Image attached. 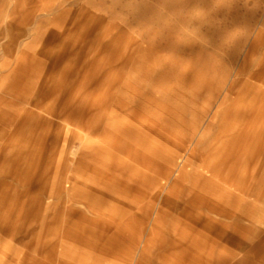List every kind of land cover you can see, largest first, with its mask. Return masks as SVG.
<instances>
[{"label":"rangeland","instance_id":"obj_1","mask_svg":"<svg viewBox=\"0 0 264 264\" xmlns=\"http://www.w3.org/2000/svg\"><path fill=\"white\" fill-rule=\"evenodd\" d=\"M58 41L2 103L67 128L0 125V264H264V0H0L3 75Z\"/></svg>","mask_w":264,"mask_h":264},{"label":"bare ground","instance_id":"obj_2","mask_svg":"<svg viewBox=\"0 0 264 264\" xmlns=\"http://www.w3.org/2000/svg\"><path fill=\"white\" fill-rule=\"evenodd\" d=\"M42 6V5H41ZM40 12L41 14H47V9L46 8H40ZM15 19H14V16L11 15L9 17V20H8V24L12 25L14 23ZM33 26V25H32ZM58 36V35H57ZM46 37V36H45ZM58 39V38H57ZM20 43V42H19ZM56 52L55 53H50V51H48V53H44L42 54V58H38L36 57L35 55H30L29 52H21V54L18 55V59H16V64L13 66L11 72H8V75L9 76H5L3 75V73L1 72V69L5 68V67H8L11 63L9 60H6L4 61L3 63L0 64V94H1V98L0 99V125H9L12 123V121L16 119V125H21V124H24V123H28V122H36L35 124L36 125H39V128H38V134L41 135V137L38 139L36 138H33V142L34 140H37L39 141V145L36 146H33L31 147V150L34 151L36 149H40L43 145L42 143V140L46 139V135L50 133V130L51 128H53V124L55 126L58 127V129L61 131V130H65L67 128V123L62 119L61 115H60V107H61V101H60V98H61V95H56L53 94V91L51 89V83H48L47 85L45 84L44 87L45 89H40L41 91V94L39 96H37V100L35 101V103H43L46 99L48 98H52V103L50 105H47V106H44L41 104L42 107H44L43 109H40L39 107L37 108V110H39L38 113H36L35 109L34 108L32 110V113H29V114H23L22 116L20 117H16L15 115V110L13 111V108H15L14 106L12 105H7V106H3L2 103H4L5 99L4 98H8L10 96V98H12L15 93L21 89H24L25 88V85L28 84V82H31L34 78L35 75H37V73L39 72V70L41 69H45L46 66L48 65H51L52 63H54L57 59V55H58V51H60L63 47V43H61L60 41L56 42ZM45 47V46H44ZM37 49V48H36ZM40 49V48H39ZM22 51V50H21ZM47 52V51H46ZM50 53V54H49ZM147 69H150L149 67H147ZM141 79L142 80H146L148 77H149V72L148 71H145L143 73H141ZM42 77V76H41ZM34 81V80H33ZM6 83H9L11 85L5 87L7 84ZM4 86V87H3ZM4 89H3V88ZM122 89V88H120ZM4 100V101H3ZM111 101V100H110ZM115 103V102H114ZM113 103V104H114ZM28 106L30 108H33L32 105L28 104ZM110 106V105H109ZM4 107V108H2ZM35 107V106H34ZM119 108V107H118ZM12 109V110H11ZM21 109V108H20ZM20 109H16V111L18 110V112L20 111ZM113 110V109H112ZM115 110V109H114ZM176 110V109H175ZM178 112V111H177ZM113 113V112H112ZM108 117V116H107ZM176 120V119H175ZM25 127V126H24ZM34 129V128H33ZM2 133V131H0V134ZM108 133V132H107ZM34 135V134H32ZM107 135V134H106ZM117 136V135H116ZM116 138V137H114ZM118 138V136H117ZM84 139H87V137H85ZM119 140V139H118ZM151 140V139H150ZM45 141V140H44ZM154 142V141H153ZM121 143V142H120ZM162 144V143H161ZM111 145V144H110ZM113 145V144H112ZM25 146L24 143L22 144V147ZM154 147V146H153ZM152 147V148H153ZM110 148V147H109ZM117 149V147H115ZM114 148V149H115ZM151 148V147H150ZM149 148V150H150ZM155 148V147H154ZM153 148V150H154ZM161 148V147H160ZM157 149V148H155ZM162 149V148H161ZM151 150V151H153ZM159 150V149H158ZM116 151V150H114ZM151 151H148V152H151ZM157 151V150H156ZM1 152V150H0ZM159 152V151H158ZM152 154V152H151ZM154 154V152H153ZM158 153L155 154V156L157 155ZM2 154L0 153V156ZM83 156V155H82ZM154 156V155H153ZM85 158V157H84ZM86 159V158H85ZM87 161V160H86ZM84 162V161H83ZM89 164V163H88ZM95 165V164H94ZM79 166V165H78ZM89 166V165H88ZM96 166V165H95ZM94 167V166H93ZM84 168V167H83ZM86 168H87V165H86ZM99 168V167H98ZM112 168V167H111ZM115 168V167H114ZM117 169V167H116ZM115 169V170H116ZM120 169V168H118ZM91 170V169H90ZM96 170V168H95ZM104 170V169H103ZM114 170V171H115ZM87 171V170H86ZM93 171V170H92ZM97 171H99L97 169ZM113 171V172H114ZM118 171V170H117ZM95 172V171H93ZM102 172V171H101ZM112 171H110L111 173ZM94 174V173H93ZM96 174H98L96 172ZM107 174V173H106ZM130 174V173H129ZM109 175V174H108ZM106 175V176H108ZM132 175V174H131ZM110 176V175H109ZM127 176H128V173H127ZM56 177V176H55ZM102 177V176H101ZM134 177V176H133ZM111 178H114V179H117V177H112ZM123 178V177H121ZM131 178V177H130ZM129 178V179H130ZM55 179V178H54ZM128 179V180H129ZM136 179V178H135ZM107 180V179H106ZM110 180V179H108ZM122 180V179H121ZM132 180V179H131ZM115 181V180H113ZM112 181V182H113ZM117 182V180H116ZM128 182V181H127ZM102 183V182H101ZM114 183V182H113ZM120 182L118 181L117 184H119ZM116 184V183H115ZM127 184H131V183H127ZM126 184V186L128 187V185ZM105 185V184H104ZM125 186V184H123ZM120 186V185H119ZM123 186V187H124ZM136 186H137V183H136ZM139 186V185H138ZM111 187V186H109ZM133 187V185H132ZM125 188V187H124ZM131 188V187H130ZM139 188V187H138ZM112 189V187H111ZM127 189V188H126ZM142 190V189H141ZM53 192V190H51ZM117 191V189H116ZM133 191V190H131ZM136 191V190H135ZM134 191V192H135ZM138 191V190H137ZM51 192V193H52ZM141 193V191H139ZM118 193V192H117ZM139 194V193H138ZM148 194V193H147ZM58 195V194H57ZM141 195V194H140ZM69 197V196H68ZM115 198V197H114ZM171 198V197H170ZM192 202V201H191ZM69 209V208H68ZM71 209V208H70ZM69 211V210H68ZM67 211V212H68ZM75 211V210H73ZM66 212V213H67ZM78 212V211H77ZM104 213V212H103ZM77 214V213H76ZM81 214V213H80ZM101 214V213H100ZM104 215V214H103ZM109 217V216H108ZM107 217V218H108ZM111 219V218H110ZM207 219V218H206ZM219 219V218H218ZM95 220V219H94ZM112 220V219H111ZM99 221V220H98ZM108 221V220H107ZM100 222V221H99ZM103 224V223H102ZM101 224V225H102ZM104 225V224H103ZM107 225V224H106ZM214 225H217V224H214ZM100 226V225H99ZM98 226V227H99ZM105 226V225H104ZM218 227V226H217ZM83 228V227H82ZM222 228V227H221ZM84 229V228H83ZM98 229V228H97ZM223 229V228H222ZM91 231V230H90ZM109 231V230H107ZM226 231V230H225ZM92 232V231H91ZM95 233V232H93ZM97 233V232H96ZM104 233V232H102ZM222 233L224 234V232L222 231ZM232 233V232H231ZM89 234V233H87ZM98 234V233H97ZM85 235V234H84ZM107 235V234H106ZM143 235V234H142ZM95 236V235H94ZM96 237V236H95ZM100 237V236H99ZM105 237V235H104ZM218 237V236H217ZM98 237H96L97 239ZM108 239H111V238H108ZM91 240V239H90ZM102 240V239H101ZM221 240V239H220ZM93 241V240H92ZM164 241V240H163ZM219 242V240H218ZM112 243V242H110ZM162 244V243H161ZM182 244V243H181ZM101 245V244H100ZM104 245V244H102ZM110 245V244H109ZM163 245V244H162ZM224 245V244H223ZM108 249V248H107ZM115 249V248H114ZM25 251V250H24ZM112 251V250H111ZM95 252V251H94ZM208 256V254L206 255ZM133 264H141L139 262H135Z\"/></svg>","mask_w":264,"mask_h":264}]
</instances>
